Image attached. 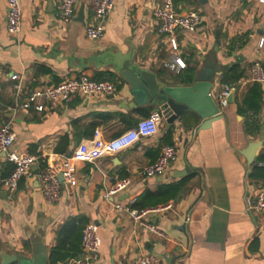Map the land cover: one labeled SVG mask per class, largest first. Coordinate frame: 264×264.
Returning a JSON list of instances; mask_svg holds the SVG:
<instances>
[{"label":"crops","instance_id":"1","mask_svg":"<svg viewBox=\"0 0 264 264\" xmlns=\"http://www.w3.org/2000/svg\"><path fill=\"white\" fill-rule=\"evenodd\" d=\"M88 1L75 0V17L64 25L57 17L56 0H20L21 31L16 39L7 33L6 0H0V126L11 123L16 136L11 152L56 164L84 142L112 140L152 113H161L140 94H131L119 77L125 69L148 83L180 87L191 85L180 81L190 72L194 80L213 59L216 73L209 96L217 106L226 86L222 74L237 65L243 77L230 85L235 89L232 103L218 106L222 117L205 129L197 128L199 121L191 114L171 124L162 115L156 136L92 164L75 163L77 186L64 185L53 205L45 202L33 177L22 180L10 195L0 185V255L48 264L57 231L74 219L98 226L97 264H117L123 258L135 262L145 253L155 255L160 264H264V214L247 212L246 204L264 182L252 177L253 169L262 166L257 158L264 149V84L249 79L252 64L264 67V50L258 48L264 36V6L257 0H172L178 13L194 11L203 18L196 33L175 35L178 50L173 51L168 39L158 36L152 15L162 0H114L98 41L85 34L91 22ZM175 59H181L185 69L164 67ZM13 74L22 80L19 96L12 89ZM82 75L112 82L115 93L78 96L41 114L20 108L32 90ZM254 84L261 91L260 111L241 116L238 105ZM253 142L262 144L256 167L240 154ZM166 145L175 148V162L162 175L142 178L141 168L155 162ZM12 167L0 153V182ZM122 179L130 181L129 187L105 200L104 192ZM178 184L182 186L177 196L164 204L170 209L151 216L164 239L147 231L134 233L129 217L114 210L116 203L132 208L145 192Z\"/></svg>","mask_w":264,"mask_h":264},{"label":"built area","instance_id":"2","mask_svg":"<svg viewBox=\"0 0 264 264\" xmlns=\"http://www.w3.org/2000/svg\"><path fill=\"white\" fill-rule=\"evenodd\" d=\"M264 6V0H257ZM6 30L7 33L18 38L21 31L20 0H6ZM114 0H89L87 10L91 14V22L85 28L86 37L91 41H98L104 35L105 22L112 13ZM56 13L59 20L69 24L75 17V0H56ZM157 21L156 32L158 36L166 37L173 51L178 50L175 35L177 33L193 34L202 26L203 18L199 12L178 13L172 0H162V3L152 12ZM258 48L264 50V36L258 40ZM164 67L180 71L185 69V63L181 59H175L172 63H165ZM249 79L253 83L264 84V67L260 63H254L250 67ZM13 82L12 89L16 96L21 93L22 80L17 74L10 76ZM116 88L112 82L96 81L87 76L67 79L54 86H41L27 93L20 108L24 111H35L39 114L52 110L59 105L70 103L75 97L91 98L98 96H110ZM233 86H224L218 94V106L224 108L228 105V99L233 96ZM162 114L155 112L149 117L140 120L136 126L120 134L112 140L94 138L91 141L80 144L73 150L70 156L63 158L56 164H50L42 158L27 154L14 153L10 148L15 140L10 122L0 126V153L5 154V160L13 166L10 175L0 182V185L8 195L17 191L20 182L33 177L39 185L40 192L47 204L58 202L63 185L77 186L74 169L75 163H94L102 158L112 156L122 150L131 147L136 142L148 139L158 134V125ZM176 160V150L173 146L166 145L161 148L157 160L141 168L139 175L144 179H151L164 174ZM35 168V169H34ZM61 176L62 182L58 176ZM130 185L128 179L116 181L104 192L105 200L123 193ZM247 212L253 215L264 214V182L259 187L255 198L246 201ZM170 209L169 205H161L146 209H133L123 207L120 203L114 204V210L125 213L132 225V231H147L159 239H164V233L151 222V216ZM101 240L98 235V226L88 223L82 230L81 255L78 258L68 260L65 264H97L98 252ZM117 264H160L159 258L151 253H145L135 262L126 258Z\"/></svg>","mask_w":264,"mask_h":264},{"label":"water","instance_id":"3","mask_svg":"<svg viewBox=\"0 0 264 264\" xmlns=\"http://www.w3.org/2000/svg\"><path fill=\"white\" fill-rule=\"evenodd\" d=\"M83 18L84 7L82 6L78 12L77 20L83 22ZM213 63V59H209L204 70L196 74L193 82L188 86L161 87L156 81L148 83L141 74L131 69L123 70L119 77L129 85L132 95L140 94L145 103L156 105L167 123L171 124L187 113L197 118L199 121L197 128L203 130L222 117L215 101L209 96L216 73V69L212 66ZM228 103H232V96L229 97ZM261 146V142H253L240 152L249 166L256 167L258 165L255 159ZM3 155L5 156V154ZM58 179L62 182L60 175ZM0 257L1 264H27L25 260L18 259L17 256L0 255Z\"/></svg>","mask_w":264,"mask_h":264},{"label":"trees","instance_id":"4","mask_svg":"<svg viewBox=\"0 0 264 264\" xmlns=\"http://www.w3.org/2000/svg\"><path fill=\"white\" fill-rule=\"evenodd\" d=\"M242 77L243 72L240 71L239 66L234 65L222 74L221 84L230 86L238 82ZM192 78L193 72H190L180 82L188 85L192 83ZM260 95V88L257 84H254L250 88L249 93L245 95L242 102L238 105L239 115L242 116L247 112L257 114L260 111ZM257 161L262 163V166L253 169L252 177L264 180V149L260 152ZM181 186V184L162 186L154 193L145 192L132 208L146 209L164 205L177 196ZM84 227L83 220L71 219L59 228L56 234V244L51 248L48 255V264H65L70 259L80 257L81 237Z\"/></svg>","mask_w":264,"mask_h":264},{"label":"rangeland","instance_id":"5","mask_svg":"<svg viewBox=\"0 0 264 264\" xmlns=\"http://www.w3.org/2000/svg\"><path fill=\"white\" fill-rule=\"evenodd\" d=\"M38 264H42V262H39ZM44 264H45V262H44Z\"/></svg>","mask_w":264,"mask_h":264}]
</instances>
